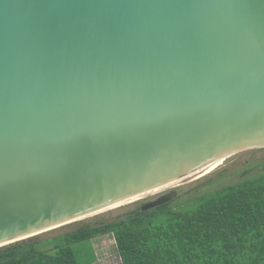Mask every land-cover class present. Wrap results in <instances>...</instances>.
Wrapping results in <instances>:
<instances>
[{
    "label": "water",
    "instance_id": "water-1",
    "mask_svg": "<svg viewBox=\"0 0 264 264\" xmlns=\"http://www.w3.org/2000/svg\"><path fill=\"white\" fill-rule=\"evenodd\" d=\"M253 149L264 0H0V248Z\"/></svg>",
    "mask_w": 264,
    "mask_h": 264
},
{
    "label": "trees",
    "instance_id": "trees-1",
    "mask_svg": "<svg viewBox=\"0 0 264 264\" xmlns=\"http://www.w3.org/2000/svg\"><path fill=\"white\" fill-rule=\"evenodd\" d=\"M171 201L0 248V264H81L75 246L108 235L122 264H264V162L262 172L195 198L189 208Z\"/></svg>",
    "mask_w": 264,
    "mask_h": 264
},
{
    "label": "rangeland",
    "instance_id": "rangeland-1",
    "mask_svg": "<svg viewBox=\"0 0 264 264\" xmlns=\"http://www.w3.org/2000/svg\"><path fill=\"white\" fill-rule=\"evenodd\" d=\"M263 162L264 149L245 151L231 163L206 177L180 187L115 207L89 218H85L82 221L59 227L50 232L39 235V238L41 240H48L50 238H56L63 234L76 231L86 225H95L96 223L101 222H113L138 206L151 203L172 192L176 193L173 201L174 207L189 208L194 204L192 200L195 198L212 193L223 186L235 183L240 180L241 177L257 175L262 172ZM75 249L77 259L81 264H122L112 235L100 237L93 240L92 243L76 245Z\"/></svg>",
    "mask_w": 264,
    "mask_h": 264
}]
</instances>
